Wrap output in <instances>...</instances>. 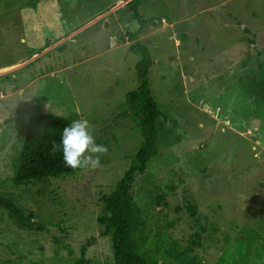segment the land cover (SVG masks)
Wrapping results in <instances>:
<instances>
[{
  "label": "rangeland",
  "instance_id": "obj_1",
  "mask_svg": "<svg viewBox=\"0 0 264 264\" xmlns=\"http://www.w3.org/2000/svg\"><path fill=\"white\" fill-rule=\"evenodd\" d=\"M133 5L0 0V194L35 214L21 229L0 208V264H114L99 220L146 140L129 105L139 85L132 34L152 54L162 112L156 152L123 200L142 256L264 264V0H140L143 27ZM38 113L88 120L108 148L100 166L16 183Z\"/></svg>",
  "mask_w": 264,
  "mask_h": 264
},
{
  "label": "trees",
  "instance_id": "obj_2",
  "mask_svg": "<svg viewBox=\"0 0 264 264\" xmlns=\"http://www.w3.org/2000/svg\"><path fill=\"white\" fill-rule=\"evenodd\" d=\"M133 18L143 27L145 19L140 16V0H133ZM130 52L140 56L135 65L139 81L138 89L130 94V110L141 118L145 144L137 155L138 164L131 167L121 180L118 189L107 199L109 212L99 220L105 227L104 235L110 236L114 253V264H148L140 252L136 223L123 202L127 188L146 173L147 164L156 152L157 120L162 116L149 89V71L154 64L150 49L141 43L136 34L130 36ZM71 121L67 118L38 113L27 125L22 149L16 158L18 184L46 180L48 178L71 177L79 169L66 167L63 161L61 136ZM1 127V124H0ZM56 151H53V145ZM0 208H5L9 218L21 229H33L34 213L27 214L13 196L0 194ZM133 217V216H132ZM91 241L88 240V243ZM86 248L83 249L85 255ZM85 258V257H84ZM83 259L81 263H84ZM86 263V262H85Z\"/></svg>",
  "mask_w": 264,
  "mask_h": 264
},
{
  "label": "clouds",
  "instance_id": "obj_3",
  "mask_svg": "<svg viewBox=\"0 0 264 264\" xmlns=\"http://www.w3.org/2000/svg\"><path fill=\"white\" fill-rule=\"evenodd\" d=\"M63 161L71 169L100 166L101 157L107 155L108 148L97 144L89 122L86 119L73 120L63 129L61 142ZM53 151H56L55 144Z\"/></svg>",
  "mask_w": 264,
  "mask_h": 264
},
{
  "label": "crops",
  "instance_id": "obj_4",
  "mask_svg": "<svg viewBox=\"0 0 264 264\" xmlns=\"http://www.w3.org/2000/svg\"><path fill=\"white\" fill-rule=\"evenodd\" d=\"M133 15V14H132Z\"/></svg>",
  "mask_w": 264,
  "mask_h": 264
}]
</instances>
